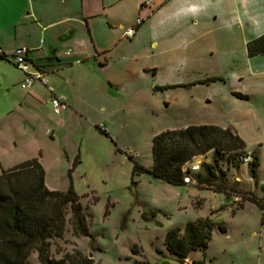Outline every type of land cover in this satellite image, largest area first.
Masks as SVG:
<instances>
[{
	"label": "rangeland",
	"instance_id": "obj_1",
	"mask_svg": "<svg viewBox=\"0 0 264 264\" xmlns=\"http://www.w3.org/2000/svg\"><path fill=\"white\" fill-rule=\"evenodd\" d=\"M200 3L198 18L185 17L165 25L172 30L171 41L166 44L172 47L169 53L148 57L139 48L137 63L123 59L107 69V75L121 87L112 106L102 99L103 93L112 96L114 92L100 73L90 74L98 80L91 87L88 82L82 83L73 69L76 86L72 96L82 118L54 124L57 115L50 112V106L44 111L39 134H0V160L4 165L17 158L38 156L41 150L39 160L49 185L64 190L71 179L79 195L89 235L74 236L66 223L63 237L52 239L50 252L54 258L78 250L92 264H183L165 250L164 235L169 228L207 216L214 222L208 244L205 249L191 251L185 258L187 264H193V260H202L203 264H264V225L260 224L259 206L252 200L242 207L243 203L232 201L235 193L251 196L245 190L253 189L254 182L264 186V89L253 95L256 86L245 74L246 42L242 29L229 22L232 13L228 3ZM194 19L196 23L191 22ZM3 24L0 16V28ZM7 36L0 32V44L4 45ZM162 43L159 47L164 46ZM132 63L141 72H129L126 68ZM151 64L156 65L155 73ZM19 73L10 58L0 57V111L10 109L25 94ZM232 92L252 96L245 99ZM110 109L114 116L107 115ZM50 123L52 136L44 132ZM100 124L109 129L107 135L97 128ZM202 124L217 125L243 140V150L253 152L258 159L255 178L248 163L234 167L222 156L219 164L226 177L213 178L210 185H172L148 173L139 174L131 184L132 161L127 155L149 168L154 134ZM12 125V132L18 133V126ZM64 150L72 155L71 162H67ZM211 154L191 160L189 164L199 163L197 171L190 170L191 177L197 172L205 175L200 163H209ZM226 190L231 194L223 192ZM218 224L227 231L221 232ZM28 259L41 264L35 252Z\"/></svg>",
	"mask_w": 264,
	"mask_h": 264
},
{
	"label": "crops",
	"instance_id": "obj_2",
	"mask_svg": "<svg viewBox=\"0 0 264 264\" xmlns=\"http://www.w3.org/2000/svg\"><path fill=\"white\" fill-rule=\"evenodd\" d=\"M225 1L232 13L229 22L230 24L235 23L242 29L244 42L264 33V0ZM200 2L201 0H6L3 14L0 15L4 20L0 32L3 30L4 34L8 33L4 45L0 44L3 56L10 58L13 62L15 51L25 47L30 69L45 73L47 85L52 88V93L64 96L67 106L59 113H54L50 109L52 93L40 81L35 80L29 88L25 89V94L18 102L13 104L10 109L0 111V134H39V129H42L41 126L44 123L45 109H50V112L57 115L54 124L64 125L68 119L73 117L82 118V113L74 106L72 96V90L76 86L72 76L73 69H76L80 74L81 82H88L91 87L98 80L90 77V74L92 72L100 73L102 81H106L114 92L112 96L107 92L103 93L102 99L107 106H112V102L118 99L121 87L115 79L107 75V69L123 59L137 63L135 61L136 51L139 48L148 57L169 53L172 47L166 44L171 41L172 30L166 28L165 25L185 17L195 16L198 18L202 9ZM214 16L216 15L214 14ZM137 18L141 20L139 24H136ZM191 22L196 23L197 20L194 19ZM129 27H135V32L131 37H126L123 33ZM161 41L164 44L163 47H159ZM66 51L69 53L66 54ZM128 54L132 55L128 56ZM246 57L247 70L245 74L249 81H252L256 86L253 95H257L256 92L264 89V53L252 57L246 54ZM133 63L126 69L129 72L133 69L136 70V73L139 72L140 69ZM151 66V70L155 73L156 65L151 64ZM144 68L149 70V67ZM142 70L145 71V69ZM80 72H83V75ZM85 74L88 75L87 78ZM22 79L23 74L20 71L19 83ZM99 82L101 81L99 80ZM184 86H188V83H185ZM243 95H246L245 99L252 96V94L246 93ZM107 115L114 116V113L110 109V113ZM12 124L18 126L16 128L18 133L12 132L14 127ZM52 125V123L48 124L44 131L51 136L54 132V129L51 128ZM202 125L217 127L213 130V136L224 148L230 150L229 152H247L251 157L254 154L243 150L245 144L237 135L224 133L221 127L214 124ZM108 130L106 127L107 134ZM1 142L2 138L0 137V157ZM13 143L16 145L15 141ZM4 144L6 143L4 142ZM207 153H212V150L196 156H205ZM37 154L38 156L30 155L14 159L5 165L0 160L1 168L7 169L22 161L37 157L44 170V184L48 189L59 190L49 185L46 169L39 160L41 150H38ZM63 154L67 162H71L72 155L70 156L66 150ZM77 157L76 154L72 164L75 163ZM191 160L185 164L186 167L198 163L196 160L189 164ZM241 165L243 164H239V167ZM193 183L195 184V179ZM227 184L230 185L229 181ZM196 187L199 188L201 185ZM202 189L215 192L205 187ZM245 191L250 193L256 201L261 213L260 205H264V186L261 184L258 186L254 182L253 189ZM223 192L231 194L228 190ZM247 201L244 200L240 207ZM213 211H217V209ZM187 263L188 260L185 259L183 264Z\"/></svg>",
	"mask_w": 264,
	"mask_h": 264
},
{
	"label": "trees",
	"instance_id": "obj_3",
	"mask_svg": "<svg viewBox=\"0 0 264 264\" xmlns=\"http://www.w3.org/2000/svg\"><path fill=\"white\" fill-rule=\"evenodd\" d=\"M245 50L249 57L263 54L264 33L248 40ZM211 80L206 79V82ZM234 94L246 98V95ZM214 129L217 127L213 125H189L154 134L151 139V167L146 168L136 162L132 155H127L132 161L131 184L136 183L134 178L139 174L148 173L168 184L185 185L183 177L190 174L185 164L209 150H212L209 163H200L205 175L200 172L194 174V185H210L213 178L225 177L219 159L225 156L228 164L239 167L238 156L247 152H229L213 136ZM99 130L107 135L106 131ZM223 132L226 133L225 130ZM248 165L252 178H255L258 159L254 154ZM245 200L256 202L252 196ZM260 207L262 209L264 205ZM66 223L74 236L89 235L86 214L71 179L64 190L48 189L44 184V170L37 157L7 169L0 167V264H32L28 257L33 252L41 264H92V260L78 250L64 252L59 258L52 256V239L63 237ZM213 225L214 222L206 216L188 221L182 227L169 228L164 235V248L185 263L191 251L206 248ZM218 229L226 232L223 224H218ZM192 263L203 264V261L193 260Z\"/></svg>",
	"mask_w": 264,
	"mask_h": 264
},
{
	"label": "built area",
	"instance_id": "obj_4",
	"mask_svg": "<svg viewBox=\"0 0 264 264\" xmlns=\"http://www.w3.org/2000/svg\"><path fill=\"white\" fill-rule=\"evenodd\" d=\"M140 18L136 19V24L140 23ZM135 32V27H129L124 31V36L126 37H131ZM26 52L27 49L25 47H21L18 48L14 55H13V63L15 65V67L20 70L23 74V79L20 82V87L22 89H27L31 86V84L35 81L38 80L40 81L43 85L46 86L47 90L49 92L52 93V88L50 86L47 85V79L45 76V73L41 72L40 70H35L32 71L30 68V63L29 60L26 57ZM66 54H68L69 52L66 51ZM3 55L2 50L0 49V57ZM50 103L52 106V110L54 113H59L62 109H64L67 104L65 101V97L62 95H56L54 93L51 94L50 97ZM99 129L106 131V128L103 124H100ZM252 157L250 155V153H245V154H241L238 156V160L240 162V164H245V163H249L251 161ZM189 169L191 171H197L199 169V163H194L191 164ZM183 180L185 183H193L194 179L189 176V175H184ZM245 200V196L240 194V193H235L233 194L232 197V201L235 204H241L243 203ZM262 212V218H261V225H264V207L261 209Z\"/></svg>",
	"mask_w": 264,
	"mask_h": 264
},
{
	"label": "snow or ice",
	"instance_id": "obj_5",
	"mask_svg": "<svg viewBox=\"0 0 264 264\" xmlns=\"http://www.w3.org/2000/svg\"><path fill=\"white\" fill-rule=\"evenodd\" d=\"M6 0H0V12H2Z\"/></svg>",
	"mask_w": 264,
	"mask_h": 264
}]
</instances>
